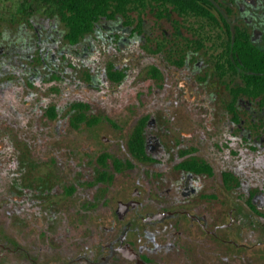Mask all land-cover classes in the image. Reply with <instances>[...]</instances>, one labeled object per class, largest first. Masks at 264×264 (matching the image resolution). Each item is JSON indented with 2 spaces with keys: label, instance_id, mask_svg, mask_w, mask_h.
Listing matches in <instances>:
<instances>
[{
  "label": "rangeland",
  "instance_id": "obj_1",
  "mask_svg": "<svg viewBox=\"0 0 264 264\" xmlns=\"http://www.w3.org/2000/svg\"><path fill=\"white\" fill-rule=\"evenodd\" d=\"M22 1L0 0V33L5 35L10 26H25L38 43L22 58L14 56L15 70L4 71L0 78L12 79L3 92L14 107L13 114L0 117V138L13 143L19 172L0 182V244L6 246L0 245V264H88L77 260L81 254L57 253L97 244L102 227L108 228L115 218L117 201L136 186L144 193L141 211L174 213L160 226L165 240L173 244L153 264H264V160L236 162L233 136L250 133L255 143L264 145V105L232 97L230 87L241 84L239 77L217 76L215 56L228 37L223 27L176 12L162 18L161 6L139 18L127 13L121 20L141 33L131 53L122 58L100 49L93 60L84 62L91 34L73 47L78 58L69 64L59 52L71 49L66 25L50 8L40 7L38 17L20 16ZM181 58H189L186 69L177 64ZM197 60L201 69L193 71ZM175 71H184L180 79L190 78L189 90L200 91V104L185 98ZM111 72L121 73V80L112 79ZM70 74L78 80L76 93L66 89ZM28 95L32 104L25 107ZM44 98L48 102L37 107ZM51 108L55 116L49 114ZM143 120L148 155L153 136L162 146L156 160L139 161L129 154L128 142ZM206 121L214 127L208 140L182 134ZM103 154L108 156L104 166ZM184 156L205 160L214 172L207 188L187 202L175 189L168 191ZM236 164H241L240 173L234 175ZM12 181L30 193L31 205L20 213L3 206L8 202L6 192L14 189ZM44 181L48 188L56 186L52 193L37 189ZM183 210L206 214L205 226L193 224ZM31 246L36 249L25 254L24 248L30 251ZM94 255L89 254L96 261Z\"/></svg>",
  "mask_w": 264,
  "mask_h": 264
},
{
  "label": "flooded vegetation",
  "instance_id": "obj_2",
  "mask_svg": "<svg viewBox=\"0 0 264 264\" xmlns=\"http://www.w3.org/2000/svg\"><path fill=\"white\" fill-rule=\"evenodd\" d=\"M134 2L122 13H116L115 9L107 10V14L104 15L100 20H105L102 25L98 23L95 24L93 31L86 33L81 39H86L88 35H94V38H90V46L91 50L86 56H83L84 62H90L94 59V56L99 53L100 49H105V52L109 55L117 56L118 54L122 55L124 58L127 53H131L132 45L137 40L136 37L141 35L139 30H134L133 26H128L124 23L121 18L127 16V13H134L139 18L140 13L145 11L149 13H156L158 7L163 8V12L161 11L160 15L162 18H165L169 13L175 12L170 5L158 3L155 0H143L141 3L140 0H133ZM140 1V2H139ZM210 12L211 14L217 18L220 23L223 25L222 19H225L227 23L230 25L232 32H235L236 27H240L245 29L249 35L250 41L260 50L264 51V0H199ZM42 8V7H41ZM43 8L48 9L47 6H43ZM40 7L33 13L28 14L27 17L33 18L38 17ZM51 9V8H50ZM153 9V11H151ZM53 11V10H52ZM151 11V12H150ZM54 12V11H53ZM55 13V12H54ZM57 17L61 18L58 13H55ZM26 15L24 13L20 14V16ZM178 15V14H177ZM180 16V15H178ZM191 16V15H190ZM195 17V16H191ZM229 19L233 24L229 22ZM143 23V22H142ZM235 23H240L236 24ZM62 24V23H61ZM223 27V26H222ZM226 30L225 27H223ZM52 30H55V27L52 26ZM60 37L64 34V29L60 30ZM0 78L1 74L4 71L15 70L13 63L14 56H19L22 58L23 53L27 50H30L33 45H37L36 35L32 34L30 30L25 27H17L13 28L10 26L7 33L4 35L0 33ZM79 42L75 45L69 44V48L66 51H59L60 55L65 57L67 61L70 60L69 64H72L78 58V52L73 47L77 46ZM86 50V48H85ZM129 57H132V54H128ZM43 59V58H42ZM44 59L41 61L43 62ZM189 58L184 59L183 66L186 69L188 66ZM178 64V63H177ZM179 65V64H178ZM181 65V66H182ZM25 67V65H22ZM67 69V68H66ZM200 61L194 64L193 71L200 70ZM104 69L101 70V74L103 75ZM51 72H54L51 70ZM184 71H175L176 78L184 84V92L185 98H189V103L192 104H200L202 97H200V91L192 88L189 90L191 81L190 78L180 79L179 77L182 75ZM27 74H31L32 71L26 70ZM34 75L36 78H40L41 72L34 68ZM58 76H62V72L60 71ZM69 82L66 83L67 91L78 92L79 87L78 80L75 79L72 74L69 75L67 79ZM90 80L92 82L96 81L94 76H90ZM1 81V80H0ZM105 78L101 80L104 82ZM12 79L8 76L7 80L4 82H0V117L5 114L14 113V107L11 103V99L9 100L3 92L4 86H11ZM6 84V85H4ZM199 95V96H198ZM34 98V97H33ZM28 100L25 101V107H29L32 104V100L30 95H28ZM44 102L47 103L48 100L41 99L37 107ZM238 102V101H237ZM211 114L207 118L210 119ZM239 125V124H237ZM235 125L233 124V128L235 130ZM263 129V128H261ZM214 127L211 123L207 121L203 124H196L190 131L183 132L182 134L188 139L191 137H198L201 140H208L211 137L210 132H213ZM235 141L237 143L235 147V156L237 157L236 162H241L243 165H248L251 162L264 160V145L260 146L255 143L252 139L250 133L248 135L237 136L233 135ZM154 144L151 146L150 150L152 153L148 155L147 148L149 146L148 142L145 140V150L146 154L150 157V159L156 160L157 154L159 155L162 152V146L159 140L153 136ZM216 138V137H215ZM234 139L229 141L231 144ZM260 140H263L260 138ZM13 143L11 140H4L0 138V182L5 178L13 179V176H17L19 172L17 171V158L12 155ZM256 153V155H255ZM130 157L135 160H139L136 158L134 154L129 151ZM189 154H186L188 156ZM184 156L181 161L178 163H185L186 167L179 168L176 170V178L174 179L173 185L170 186L169 190L174 189L177 192H180L184 199L190 201L192 197L201 194L208 186L206 181L208 178L214 175L213 169L211 168V173L208 174L203 171H198L194 167L190 165L192 159L194 157H186ZM233 158V156H231ZM197 159V158H196ZM230 159V156L227 157ZM203 160V159H201ZM140 161V160H139ZM205 161V160H203ZM206 162V161H205ZM207 163V162H206ZM240 164V165H241ZM209 165V164H208ZM240 165L233 166L234 170H232L235 175L236 172L240 173ZM210 166V165H209ZM211 167V166H210ZM140 180H137L139 183ZM13 190L6 192V197L8 198V202L4 203L3 206H8L10 210L14 212H22L26 210V207L31 205L28 192H26V187H23L17 181H12ZM29 184V188H30ZM56 186H52L51 188L47 187V182L44 181L37 189H44L43 193H52V190L55 189ZM28 188V189H29ZM28 191V190H27ZM41 192V191H39ZM143 190L136 186L133 190L128 193V196L124 195L117 201V208L115 210V218L112 219V224L107 228L106 226L102 227L103 236L99 239L97 244L92 246L86 245L85 248L81 251L74 247L67 250L61 251L57 254H81L76 256L77 260H85L88 264H153V259L158 254H168L170 250V246L173 244L169 240H165L166 237L162 233V229L160 228L166 221L170 220L172 216H174L173 212H169L166 210L157 209L154 211H141L143 208ZM172 195V193H169ZM153 213L151 218H147L146 214ZM182 214L186 213L189 215L192 223H201L205 226L207 222V215L204 213L196 214V213H188L183 210ZM1 245V244H0ZM2 247H6L1 245ZM36 249L34 246L30 247V251L28 247L24 248L25 254H31V251ZM42 248H40L41 250ZM16 250H13L15 252ZM85 254L86 256H83ZM89 254H97L94 255L96 257V261L91 259ZM37 264V263H35Z\"/></svg>",
  "mask_w": 264,
  "mask_h": 264
},
{
  "label": "trees",
  "instance_id": "obj_3",
  "mask_svg": "<svg viewBox=\"0 0 264 264\" xmlns=\"http://www.w3.org/2000/svg\"><path fill=\"white\" fill-rule=\"evenodd\" d=\"M141 3L143 0H140ZM139 1V2H140ZM158 3L167 4L180 16H195L205 18L226 28L227 39L220 46V52L215 56V71L217 76L224 78L237 76L241 84L231 86L230 93L233 98L244 96L251 100H259L264 105V51L257 48L249 39L245 29L235 28L232 32L230 25L222 19L223 25L199 0H155ZM133 0H23L21 2L22 13L28 15L39 7L47 6L60 15L61 21L67 27L66 40L75 45L86 34L93 31L98 21L107 14V10L115 9L116 13L124 14V11L133 3ZM199 45V43H198ZM184 59L178 61L183 64ZM156 72L158 70L154 69ZM110 76L115 81L122 78L121 73L111 72ZM230 110L235 112L234 105ZM49 114L55 116V109H49ZM144 120L134 129L128 142L129 151L141 161L150 160L146 154L143 134ZM107 155L103 154L100 163L104 166ZM190 165L198 171L211 173V167L201 159H192ZM179 168L186 167L185 163L178 164ZM227 176V174H225ZM104 180V176H101Z\"/></svg>",
  "mask_w": 264,
  "mask_h": 264
},
{
  "label": "water",
  "instance_id": "obj_4",
  "mask_svg": "<svg viewBox=\"0 0 264 264\" xmlns=\"http://www.w3.org/2000/svg\"><path fill=\"white\" fill-rule=\"evenodd\" d=\"M103 140H106V138H103ZM151 216H153V213H148V214H146V217H147V218H151Z\"/></svg>",
  "mask_w": 264,
  "mask_h": 264
}]
</instances>
